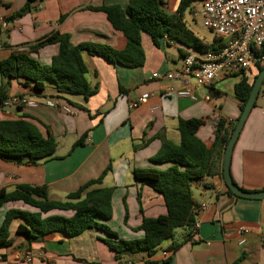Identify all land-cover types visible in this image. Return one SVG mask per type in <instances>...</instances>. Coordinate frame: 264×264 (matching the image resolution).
I'll use <instances>...</instances> for the list:
<instances>
[{
  "label": "crops",
  "instance_id": "obj_1",
  "mask_svg": "<svg viewBox=\"0 0 264 264\" xmlns=\"http://www.w3.org/2000/svg\"><path fill=\"white\" fill-rule=\"evenodd\" d=\"M129 1L35 0L18 17L25 0H0V18L7 23L6 28L0 26V61L11 54H24L49 66L58 52L57 45H47L36 52H30L29 47L54 33L68 35L72 46L91 43L121 51L125 47L123 35L112 28L103 12L89 8L125 9ZM161 1V7L166 9V0ZM197 38L202 44L207 41ZM141 47L144 61L137 67L112 64L101 56L82 53L88 87L95 91L87 98L59 97L48 82L42 91L35 92L22 88L17 81L6 84L0 78L8 97L21 96L39 103L52 100L66 104L72 112L66 114L45 105L0 109V121L25 119L44 138L50 134L56 145L54 154L36 166L0 160V190L9 193L19 185L45 186L50 200L64 201L68 193L102 175L100 183L91 189H112L111 217L105 224L124 240L143 237L142 231L135 230L143 218L166 215L162 196L135 182L132 171H163L173 165L155 163L151 158L166 143H179V120L203 121L195 136L207 149L214 142L218 120L226 123L227 132L235 126L241 112L233 90L241 73L219 76L212 86L198 89L197 101L192 102L174 93L186 85L192 86L191 79L158 80L151 75L179 70L183 57L198 51L165 38L156 47L145 34H141ZM256 74L257 67L243 73L249 84ZM262 89L260 103L255 101L247 115L229 163L233 183L248 192L264 191V81ZM144 94L149 95L144 103L136 109L128 108L130 102ZM224 150L219 148L213 157L217 173L190 182L191 197L197 206V227L192 231L176 229L173 237L153 254L141 252L117 258L102 241L106 235L97 229H88L76 237L56 232L28 243L23 236L14 234L15 221L10 227L13 243L0 250V264H11L15 257L22 260L26 249H29L26 254L31 257L30 264H264L261 241L264 199L227 194L223 178L218 174L222 173ZM9 209L28 210L19 202L4 204L0 208V223ZM52 214L71 215L70 212ZM162 252L167 255L162 257Z\"/></svg>",
  "mask_w": 264,
  "mask_h": 264
},
{
  "label": "trees",
  "instance_id": "obj_2",
  "mask_svg": "<svg viewBox=\"0 0 264 264\" xmlns=\"http://www.w3.org/2000/svg\"><path fill=\"white\" fill-rule=\"evenodd\" d=\"M34 1L25 0V7L17 16L23 15ZM198 1L201 0H179L173 13H168L161 7V0H130L125 9L119 6L89 8L103 12L112 28L123 35V50L116 51L107 45L91 43L72 46L68 35L54 33L29 47L30 52H36L38 48L57 45L58 52L52 57L49 66L41 65L24 54H11L0 61V78L5 80L6 84L12 80L17 81L22 88L35 92L42 91L44 83L48 82L54 86L59 97L81 95L87 98L95 91L88 87L82 53L101 56L112 64L141 66L144 61L141 34L147 35L156 47L159 41L165 38L169 42L178 43L200 53L210 51L213 47L202 44L184 22V16L189 15L190 6ZM183 53L181 51L180 54ZM260 53L264 55V49ZM263 68L264 64L258 65L257 73ZM252 83L249 84L241 73V79L234 85V96L239 102L240 112L247 101ZM262 87L263 83L257 99L263 94ZM8 98L6 86L0 84V109ZM202 124L203 121L198 119L179 120V143H166L151 158L152 162H170L172 166L163 171H132L134 181L160 194L166 208V215L142 219L135 229L143 232L142 238L124 240L105 224L111 217L112 189H91L100 183L101 175L98 179L68 193L64 201L50 200L45 186L19 185L9 193L0 190V208L4 204L16 202L28 208L9 209L4 213L0 223V250L13 243L10 227L15 221L17 224L14 234L23 236L28 243L56 232H61L67 237H76L88 229L100 230L106 235V238L102 239L103 243L117 258L124 254L141 252L151 255L164 241L173 237L176 229L192 231L196 222L197 206L191 197L190 182L217 173L213 167V157L219 148L226 147L234 128L232 125L227 132L226 123L218 120L214 142L207 149L195 136ZM55 147V141L50 134L44 138L38 128L25 119L0 121V160L3 162L36 166L51 157ZM107 170L109 168L103 175ZM218 174L222 178V173ZM226 189L227 194L235 196L227 187ZM53 212H70L71 215L52 214ZM28 251L29 249H26L25 254ZM2 259L4 260V257Z\"/></svg>",
  "mask_w": 264,
  "mask_h": 264
},
{
  "label": "built area",
  "instance_id": "obj_3",
  "mask_svg": "<svg viewBox=\"0 0 264 264\" xmlns=\"http://www.w3.org/2000/svg\"><path fill=\"white\" fill-rule=\"evenodd\" d=\"M189 16L193 21L199 19L202 27L212 36L205 45L213 49L185 55L179 70L169 71L162 75L159 73L151 75L152 79L158 80L191 79L192 86L186 85L174 91L177 97L195 102L197 101L196 91L212 86L219 76L245 73L251 67L264 64V55L260 53L264 49V0H201L192 3ZM0 26L2 28L7 26L2 18H0ZM148 97V94L140 96L138 100L130 102L128 108L136 109ZM204 99L207 100L208 97ZM40 105L72 114L66 104L52 100L39 103L21 96L9 97L3 103L2 108H37ZM196 227L195 223L192 230ZM245 232L243 230V233ZM261 241L264 243V236ZM239 244H244V240L241 239ZM166 255V252L161 253L162 257ZM30 263V255L25 254L22 260L14 259L11 264ZM122 264L129 263L123 262Z\"/></svg>",
  "mask_w": 264,
  "mask_h": 264
},
{
  "label": "water",
  "instance_id": "obj_4",
  "mask_svg": "<svg viewBox=\"0 0 264 264\" xmlns=\"http://www.w3.org/2000/svg\"><path fill=\"white\" fill-rule=\"evenodd\" d=\"M264 81V68L260 70L256 77L253 80L251 90L249 92L247 101L240 113V116L231 132V135L227 141L224 155H223V161H222V178L226 185V187L231 191L232 194H234L236 197L239 198H245V199H264V191H257V192H248L240 190L232 181L230 174H229V163H230V157L231 152L234 146V143L238 137V134L243 126V123L245 122V119L247 118V115L249 114L250 110L253 108L254 103L257 99L259 89Z\"/></svg>",
  "mask_w": 264,
  "mask_h": 264
},
{
  "label": "rangeland",
  "instance_id": "obj_5",
  "mask_svg": "<svg viewBox=\"0 0 264 264\" xmlns=\"http://www.w3.org/2000/svg\"><path fill=\"white\" fill-rule=\"evenodd\" d=\"M177 0H166V3L168 5V7L165 9V11L169 12V13H173L174 10V6ZM184 22L186 24V26L199 38H205L207 40H209L212 36L202 27L201 22L199 19L193 21V19L189 16V15H185L184 16ZM256 103H260V99L258 97V99H256ZM19 259L18 257H15V259ZM14 261L11 260V263Z\"/></svg>",
  "mask_w": 264,
  "mask_h": 264
}]
</instances>
